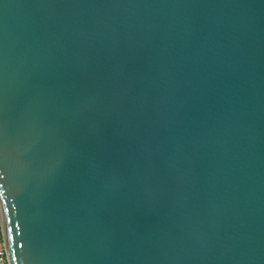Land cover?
Wrapping results in <instances>:
<instances>
[{"label":"water","instance_id":"obj_1","mask_svg":"<svg viewBox=\"0 0 264 264\" xmlns=\"http://www.w3.org/2000/svg\"><path fill=\"white\" fill-rule=\"evenodd\" d=\"M9 264H264V0H0Z\"/></svg>","mask_w":264,"mask_h":264},{"label":"built area","instance_id":"obj_2","mask_svg":"<svg viewBox=\"0 0 264 264\" xmlns=\"http://www.w3.org/2000/svg\"><path fill=\"white\" fill-rule=\"evenodd\" d=\"M0 233H1V214H0ZM0 264H9L2 234L0 235Z\"/></svg>","mask_w":264,"mask_h":264},{"label":"rangeland","instance_id":"obj_3","mask_svg":"<svg viewBox=\"0 0 264 264\" xmlns=\"http://www.w3.org/2000/svg\"><path fill=\"white\" fill-rule=\"evenodd\" d=\"M2 233H0V235H1Z\"/></svg>","mask_w":264,"mask_h":264}]
</instances>
